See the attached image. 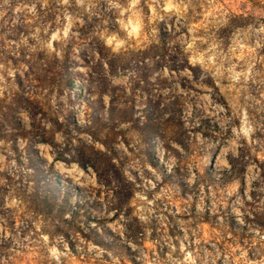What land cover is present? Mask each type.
Here are the masks:
<instances>
[{
    "label": "clouds",
    "instance_id": "obj_1",
    "mask_svg": "<svg viewBox=\"0 0 264 264\" xmlns=\"http://www.w3.org/2000/svg\"><path fill=\"white\" fill-rule=\"evenodd\" d=\"M0 264H264V0H0Z\"/></svg>",
    "mask_w": 264,
    "mask_h": 264
}]
</instances>
